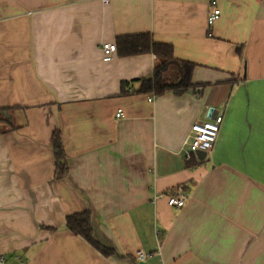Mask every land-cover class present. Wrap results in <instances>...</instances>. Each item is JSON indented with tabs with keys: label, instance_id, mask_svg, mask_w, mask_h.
<instances>
[{
	"label": "crops",
	"instance_id": "obj_1",
	"mask_svg": "<svg viewBox=\"0 0 264 264\" xmlns=\"http://www.w3.org/2000/svg\"><path fill=\"white\" fill-rule=\"evenodd\" d=\"M141 33L173 60L116 45L102 60L103 42ZM184 63L200 90L138 92L154 74L176 84ZM207 107L216 140L186 159ZM179 184L181 208L154 199ZM87 209L117 255L66 229ZM0 264H264V0H0Z\"/></svg>",
	"mask_w": 264,
	"mask_h": 264
},
{
	"label": "trees",
	"instance_id": "obj_2",
	"mask_svg": "<svg viewBox=\"0 0 264 264\" xmlns=\"http://www.w3.org/2000/svg\"><path fill=\"white\" fill-rule=\"evenodd\" d=\"M117 49L121 55H135L138 53L152 51L155 57L163 60H173L171 47L167 44L155 43L151 41L147 33L119 36L116 40ZM176 62V61H172ZM192 64L184 63L183 68L186 72V77L181 78L176 84L165 85L158 80L156 74L153 77L140 79L141 83L138 92L153 93L154 95H161L165 91H174V93L182 92L186 89H201V84H192L189 82V72ZM129 82L122 84L125 92V87ZM51 145L55 160L54 177H65L68 173L66 155L62 146V141L59 132H53L51 138ZM197 162L194 158L188 161V165H195ZM65 227L71 233L81 236L92 247L99 251L104 256L117 255L115 249L108 247L98 241L94 237L93 227L91 222V211L89 209L77 213H71L65 217ZM130 258V256H129Z\"/></svg>",
	"mask_w": 264,
	"mask_h": 264
},
{
	"label": "built area",
	"instance_id": "obj_3",
	"mask_svg": "<svg viewBox=\"0 0 264 264\" xmlns=\"http://www.w3.org/2000/svg\"><path fill=\"white\" fill-rule=\"evenodd\" d=\"M108 0H101L102 3H107ZM219 17V9L214 8L207 15V24H212ZM116 51V46L112 42H103L101 44L102 60L109 61L113 53ZM152 96L148 98L151 100ZM116 116H120V112H116ZM222 115L213 107L206 108V118L202 121H195L191 124L184 140L181 150L186 159H190L197 152L207 153L213 147L216 140L219 127L222 123ZM164 197L166 203L174 208H181L188 200L189 194L184 190L182 185H176L171 189L154 195V199ZM149 256L148 253L139 249L135 252L137 259H145Z\"/></svg>",
	"mask_w": 264,
	"mask_h": 264
}]
</instances>
